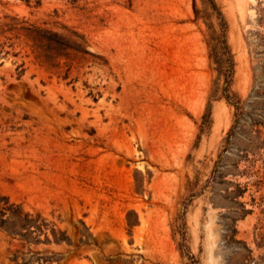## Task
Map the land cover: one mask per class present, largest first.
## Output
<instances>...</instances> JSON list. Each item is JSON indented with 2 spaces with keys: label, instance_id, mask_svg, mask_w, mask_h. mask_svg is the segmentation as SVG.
<instances>
[{
  "label": "rangeland",
  "instance_id": "rangeland-1",
  "mask_svg": "<svg viewBox=\"0 0 264 264\" xmlns=\"http://www.w3.org/2000/svg\"><path fill=\"white\" fill-rule=\"evenodd\" d=\"M0 200V264H264V0H0Z\"/></svg>",
  "mask_w": 264,
  "mask_h": 264
},
{
  "label": "trees",
  "instance_id": "trees-1",
  "mask_svg": "<svg viewBox=\"0 0 264 264\" xmlns=\"http://www.w3.org/2000/svg\"><path fill=\"white\" fill-rule=\"evenodd\" d=\"M236 110L239 111L240 108L238 106H236ZM7 208V203L6 202H3L2 200H0V213L2 214V216L5 214V210ZM16 217L15 216H11L7 219H0V229L4 230L5 232H7L8 234H13V232H15V228L14 229H10L9 227H7V223L8 221H10L11 223H14ZM22 222H25L26 224V221L25 220H22ZM27 226V225H25ZM25 264V263H24Z\"/></svg>",
  "mask_w": 264,
  "mask_h": 264
}]
</instances>
